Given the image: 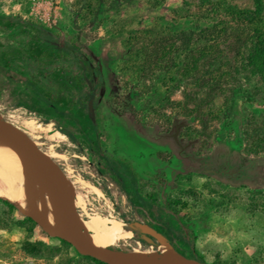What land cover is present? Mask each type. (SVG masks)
I'll list each match as a JSON object with an SVG mask.
<instances>
[{
    "label": "rangeland",
    "instance_id": "rangeland-1",
    "mask_svg": "<svg viewBox=\"0 0 264 264\" xmlns=\"http://www.w3.org/2000/svg\"><path fill=\"white\" fill-rule=\"evenodd\" d=\"M150 1L0 0L10 18L0 22V114L61 167L83 220L147 223L209 264H264V151L246 149L264 131V92L234 93L228 69L242 63L249 28L214 35L211 20L195 17H204L197 0ZM212 70L222 87L210 86ZM48 122L64 140L43 134ZM1 199L0 264H104ZM131 232L115 234L114 247L158 250Z\"/></svg>",
    "mask_w": 264,
    "mask_h": 264
},
{
    "label": "water",
    "instance_id": "water-1",
    "mask_svg": "<svg viewBox=\"0 0 264 264\" xmlns=\"http://www.w3.org/2000/svg\"><path fill=\"white\" fill-rule=\"evenodd\" d=\"M91 105L92 102L89 100V109ZM0 141L17 153L25 173L42 185L54 208L60 231L44 229L46 234L67 242L79 254L92 257L104 264H209L180 253L165 235L140 221L127 222V228L130 231H137L146 243L163 245L164 251L143 252L94 245L89 241L88 232L83 228L70 181L56 161L48 156L26 131L1 114ZM7 201L18 208L15 202Z\"/></svg>",
    "mask_w": 264,
    "mask_h": 264
},
{
    "label": "trees",
    "instance_id": "trees-1",
    "mask_svg": "<svg viewBox=\"0 0 264 264\" xmlns=\"http://www.w3.org/2000/svg\"><path fill=\"white\" fill-rule=\"evenodd\" d=\"M150 3L154 4L156 7L160 3V0H151ZM194 5L196 6V13H201V11H204V17L200 16V14H196V19L206 17L207 20L212 21L210 23V27H212L214 35L219 32V30L224 31L226 29L236 28L238 27V23L249 28V38L246 41V54L245 57L241 59L242 63L238 66H233V68L231 66L228 68L232 73V76L234 75L232 80L236 82L231 84V89L235 87L232 90L233 92L235 91L234 93H244L246 95L249 93V96L251 97H253L257 91L264 92V0H253V7L251 10L239 9L226 0H197ZM9 19V17H2L0 18V22H6ZM23 23L34 28L39 35H56L38 23L29 21H23ZM208 28L209 27H207V29ZM65 47H67V49L72 53L76 51L71 43L64 41L63 48ZM61 55L62 57H65L63 54ZM87 66L95 77L96 84H101L102 78L98 66L96 65L92 67L89 64H87ZM240 71H242L245 75L243 76L244 81L251 83L252 86H250V88H241L240 82L236 77V75H239ZM216 72L217 70H212L211 72L212 80L210 81V86L216 85L218 87H222V84H220V86L219 82L215 80L214 75ZM4 74L7 78L13 81L24 78V76L13 70H5ZM233 99L234 98H231L230 103L234 101ZM192 109H194L193 106H191L189 112H193ZM195 115H198L197 112H195ZM246 147L247 151L252 153L264 151V131L258 136L254 135L252 142H250L248 146L246 145ZM1 200L8 202L5 199ZM168 207L173 211L174 214L178 215V212L173 209L170 204H168ZM63 242L66 243L65 241Z\"/></svg>",
    "mask_w": 264,
    "mask_h": 264
},
{
    "label": "bare ground",
    "instance_id": "bare-ground-1",
    "mask_svg": "<svg viewBox=\"0 0 264 264\" xmlns=\"http://www.w3.org/2000/svg\"><path fill=\"white\" fill-rule=\"evenodd\" d=\"M50 155V154H49ZM0 196L17 204L19 210L32 217L42 229L60 231L59 220L47 195L38 182L29 177L17 153L0 141ZM91 243L100 247L116 246L115 234H132L127 225L119 219H100L91 216L83 220ZM107 234V236H106ZM158 250L164 251L159 245Z\"/></svg>",
    "mask_w": 264,
    "mask_h": 264
},
{
    "label": "crops",
    "instance_id": "crops-1",
    "mask_svg": "<svg viewBox=\"0 0 264 264\" xmlns=\"http://www.w3.org/2000/svg\"><path fill=\"white\" fill-rule=\"evenodd\" d=\"M40 129L46 137H49L54 140H64L65 139L64 134H61L57 131L56 132L52 131L53 130L52 124L50 122L42 124ZM81 184L85 185L84 183H81ZM85 187H86L85 189L86 192H89V189H91V191L95 193H100V190L94 185L86 184Z\"/></svg>",
    "mask_w": 264,
    "mask_h": 264
}]
</instances>
